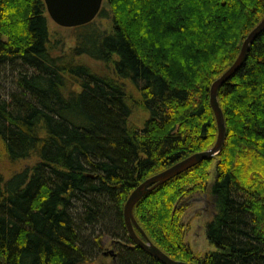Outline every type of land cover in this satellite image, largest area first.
Segmentation results:
<instances>
[{
    "label": "trees",
    "instance_id": "trees-1",
    "mask_svg": "<svg viewBox=\"0 0 264 264\" xmlns=\"http://www.w3.org/2000/svg\"><path fill=\"white\" fill-rule=\"evenodd\" d=\"M47 16L43 0H0V264H88L105 236L110 264H162L130 239L124 204L214 145L210 86L264 0H105L69 38L52 37ZM217 100L220 152L145 194L133 216L173 260L264 264V30ZM198 192L214 208L205 236L215 251L201 257L181 224Z\"/></svg>",
    "mask_w": 264,
    "mask_h": 264
},
{
    "label": "water",
    "instance_id": "water-1",
    "mask_svg": "<svg viewBox=\"0 0 264 264\" xmlns=\"http://www.w3.org/2000/svg\"><path fill=\"white\" fill-rule=\"evenodd\" d=\"M43 2L48 17L57 26L61 28H74L92 22L98 15L102 7L103 0H43ZM263 30L264 16L242 42L239 54L233 64L210 86L209 103L213 111L217 127V137L214 145L205 151L196 152L166 168L165 170L145 179L131 191L124 204L123 221L130 239L136 246L140 247L148 255L157 259L162 264L188 263L171 259L154 244H152L136 222L133 216V208L145 194L152 191L157 186L199 164L200 162L215 157L220 152L225 139V124L223 114L217 100V90L237 72L245 59L251 42L256 39ZM134 229L141 234V237L135 233ZM103 255L113 257L114 252H103Z\"/></svg>",
    "mask_w": 264,
    "mask_h": 264
},
{
    "label": "rangeland",
    "instance_id": "rangeland-1",
    "mask_svg": "<svg viewBox=\"0 0 264 264\" xmlns=\"http://www.w3.org/2000/svg\"><path fill=\"white\" fill-rule=\"evenodd\" d=\"M103 2H105V0H103ZM100 23L106 26L109 24V20L101 19ZM47 24L49 33L52 37H57L58 34H62L63 36H66V38L71 36L69 34L72 28H61L57 26L48 16ZM88 63L92 67L98 66L95 63ZM214 165L215 161L209 166V178L207 181V186H210L213 181ZM183 202L187 206L181 217V224L183 226L184 232V242L190 248L191 252L197 257H201L208 252L215 251V247L208 243L205 236V225L214 214L213 202L208 192L195 193L187 199H184ZM103 243V252L113 251V247L110 245V241L107 236L103 238ZM110 263L111 257L109 255L104 256L102 253L95 261L88 264Z\"/></svg>",
    "mask_w": 264,
    "mask_h": 264
}]
</instances>
